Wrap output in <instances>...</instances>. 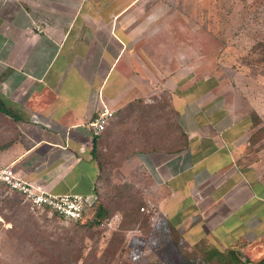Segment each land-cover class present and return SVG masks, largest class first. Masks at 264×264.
<instances>
[{
	"label": "crops",
	"instance_id": "crops-1",
	"mask_svg": "<svg viewBox=\"0 0 264 264\" xmlns=\"http://www.w3.org/2000/svg\"><path fill=\"white\" fill-rule=\"evenodd\" d=\"M140 2L0 0V168L96 198L103 133L131 103L160 118L167 94L182 142L134 148L146 202L185 247L264 264V73L225 90L215 76L157 77L136 48ZM103 106L114 116L95 135Z\"/></svg>",
	"mask_w": 264,
	"mask_h": 264
},
{
	"label": "rangeland",
	"instance_id": "rangeland-1",
	"mask_svg": "<svg viewBox=\"0 0 264 264\" xmlns=\"http://www.w3.org/2000/svg\"><path fill=\"white\" fill-rule=\"evenodd\" d=\"M136 13L142 32L136 48L159 78L215 76L225 90L230 80L241 86L245 76L264 73V0H141ZM167 105L165 94L153 110L160 118H146L148 111L131 103L103 133L96 191L108 216L98 223L92 208L82 222L64 221L0 183V264H182L179 252L185 264H225L218 249L185 247L169 237L165 221L139 209L148 182L131 164L136 149L182 142Z\"/></svg>",
	"mask_w": 264,
	"mask_h": 264
},
{
	"label": "built area",
	"instance_id": "built-area-1",
	"mask_svg": "<svg viewBox=\"0 0 264 264\" xmlns=\"http://www.w3.org/2000/svg\"><path fill=\"white\" fill-rule=\"evenodd\" d=\"M114 116V112L103 106L90 120L93 134H101ZM0 183L11 192H18L32 208L47 210L64 221H80L95 201V196L77 193H51L41 184L17 176L14 169L7 165L0 168ZM140 211L151 219L157 217L153 203L147 201Z\"/></svg>",
	"mask_w": 264,
	"mask_h": 264
},
{
	"label": "trees",
	"instance_id": "trees-1",
	"mask_svg": "<svg viewBox=\"0 0 264 264\" xmlns=\"http://www.w3.org/2000/svg\"><path fill=\"white\" fill-rule=\"evenodd\" d=\"M261 59L264 61V56ZM0 110L2 112L5 111L3 107H0ZM93 153L95 154V150H93ZM14 193L18 194L23 199V197L20 193H18V192H14ZM90 208H92V210H93V220H92L93 223H98V222H100V220H102L103 218H106L108 216V210L106 209V207L104 205H102V203H100V201H98V196H96L95 201ZM54 215H56V214H54ZM56 216L58 218H60L58 215H56ZM86 216H87V214H85V216L82 220L76 221V222H82ZM60 219H62V218H60ZM170 233H171V236H174V234L175 235L177 234L174 230H171ZM218 251L219 252L217 254V260H221V262H225V264H238V263H240V259L237 257V255L234 253L233 250H225V251L218 250ZM224 252L227 256L222 254ZM178 254H179L180 258L182 259V264H185V260L183 259V256L181 255V253L179 252ZM192 264H193V261H192Z\"/></svg>",
	"mask_w": 264,
	"mask_h": 264
}]
</instances>
